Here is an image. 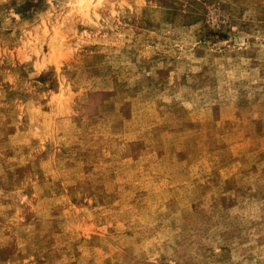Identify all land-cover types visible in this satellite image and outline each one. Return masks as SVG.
<instances>
[{
  "label": "rangeland",
  "instance_id": "1",
  "mask_svg": "<svg viewBox=\"0 0 264 264\" xmlns=\"http://www.w3.org/2000/svg\"><path fill=\"white\" fill-rule=\"evenodd\" d=\"M0 264H264V0H0Z\"/></svg>",
  "mask_w": 264,
  "mask_h": 264
},
{
  "label": "bare ground",
  "instance_id": "2",
  "mask_svg": "<svg viewBox=\"0 0 264 264\" xmlns=\"http://www.w3.org/2000/svg\"><path fill=\"white\" fill-rule=\"evenodd\" d=\"M79 1H81V0H79Z\"/></svg>",
  "mask_w": 264,
  "mask_h": 264
}]
</instances>
